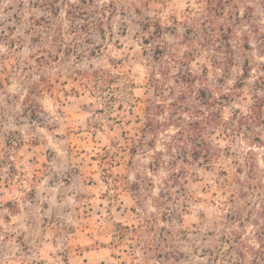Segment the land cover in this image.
Wrapping results in <instances>:
<instances>
[{"label":"rangeland","instance_id":"1","mask_svg":"<svg viewBox=\"0 0 264 264\" xmlns=\"http://www.w3.org/2000/svg\"><path fill=\"white\" fill-rule=\"evenodd\" d=\"M263 104L264 0H0V264H264Z\"/></svg>","mask_w":264,"mask_h":264},{"label":"trees","instance_id":"2","mask_svg":"<svg viewBox=\"0 0 264 264\" xmlns=\"http://www.w3.org/2000/svg\"><path fill=\"white\" fill-rule=\"evenodd\" d=\"M99 79H100V77L101 76H97ZM260 99V98H259ZM264 105V104H263ZM262 106V105H261ZM262 108H264V106H262ZM206 144V143H205ZM197 146H199L200 147V149L198 148V147H195L194 149H193V151H192V153H191V156H192V158H193V160H195V161H197V162H200V161H202L203 160V162L204 161H206V162H210L209 160H212V158H214V156L213 155H216V153L214 152V153H212L213 155V157H210V155H209V152H211V150L210 149H208L207 147H204L203 146V142L201 143V141H200V143H198L197 144ZM207 148V149H206Z\"/></svg>","mask_w":264,"mask_h":264}]
</instances>
